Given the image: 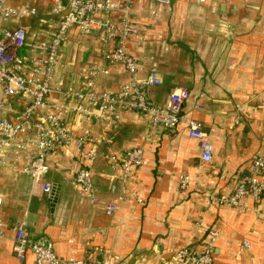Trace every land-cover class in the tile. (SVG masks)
<instances>
[{"label":"crops","instance_id":"crops-1","mask_svg":"<svg viewBox=\"0 0 264 264\" xmlns=\"http://www.w3.org/2000/svg\"><path fill=\"white\" fill-rule=\"evenodd\" d=\"M7 1L17 9L25 2ZM111 1L117 5L109 12L111 20L119 25L127 14L138 30L127 50L141 68L130 74L120 63L105 64L104 54L114 42H103L95 31L71 27L60 44L52 86L83 91V74L92 66L106 65L108 73L97 75L93 87L117 91L144 78L155 63L162 84L150 89L147 98L163 103L171 88L185 87L189 97L183 113L202 123L213 144L212 160H201L198 141L187 136L185 120L175 127L156 125L121 107L119 118L108 123L97 115L95 104L94 114L87 116L73 109L77 98L53 91L50 107L37 111L34 118L41 121L53 104L63 105L62 124L75 138H84L88 149L97 151L91 171L99 202H89L71 182L81 165L74 142L50 152L49 169L34 181L20 168L37 151L31 140L35 133L20 136L25 147L18 153L7 147L2 154L14 166L0 164L5 222L0 264H34L31 253L19 260L12 251L13 228L20 221L29 238L53 242L57 255L65 258L188 264L175 251L185 246L200 251L207 231L215 229L214 264H264V194L258 203L245 198L241 210L206 200L211 191L230 193L264 152V0H170L169 4L131 0L128 10L122 0ZM33 4L45 22L33 16L0 20V26L25 28L20 54L26 69L38 65L44 55L41 43L49 41L56 28L50 0H33ZM128 94L134 96L131 90ZM9 102L14 111L25 104L15 97ZM132 146L143 148L146 163L135 167L124 184L103 155L110 151L122 155ZM183 174L190 178L187 190L179 188ZM45 183L58 187L53 206L50 192L43 190ZM122 190L125 199L112 215L106 214V204L115 202Z\"/></svg>","mask_w":264,"mask_h":264},{"label":"built area","instance_id":"built-area-1","mask_svg":"<svg viewBox=\"0 0 264 264\" xmlns=\"http://www.w3.org/2000/svg\"><path fill=\"white\" fill-rule=\"evenodd\" d=\"M156 1L163 4L170 3V0ZM7 2V0H0V20L23 16L36 17L40 22L46 20L33 4V0H25L20 9L10 6ZM130 2L131 0H122V7L128 10ZM116 7V3L111 0H50L49 11L56 21V28L50 40L41 43L44 55L38 65L32 69L25 68L23 57L20 54V49L24 46L26 39L25 28L0 26V164L13 167V164L6 163L3 152L7 147H12L14 152L18 153L25 147L24 143L19 141L20 136L33 132L35 137L31 140L34 141L37 151L20 170L32 180L38 181L49 169L46 161L47 155L74 142L81 165L71 182L77 187L79 194L93 204L99 202L91 171L97 151L94 148L88 149V142L84 138H75L62 124L60 117L63 105L53 104L52 111L45 113L41 121L34 118L37 111L50 107L49 97L53 91L61 92L66 97L77 98L78 102L73 109L87 116L94 114L91 106L95 104L98 110L97 115L108 123L115 122L119 118L117 108L121 107L140 113L156 125L175 127L181 120H185L187 136L198 141L201 160L209 162L213 156V144L202 123L195 118H188L183 113V105L189 97L185 87L171 88L163 103H153L147 98V92L150 89L162 84V78L155 63L148 67L144 78L125 83L117 91H97L93 87L97 75L108 73L106 65L92 66L83 74L86 82V88L83 91L73 87L52 86L51 79L57 63L60 44L71 27H77L81 32L95 31L103 42H114V46L104 54L105 64L120 63L122 70L130 74H135L141 68L135 56L127 50V42L136 38L138 30L131 24L127 14L119 25L111 20L109 12ZM49 26L52 25L49 23ZM130 90L134 93L132 97L128 94ZM14 97L25 102L23 107L17 111L12 110L9 102V99ZM8 112L14 114L8 115ZM106 141L110 142V138ZM103 156L109 160L112 169L117 171L116 176L124 184L129 180L135 167L146 163L143 148L140 146H132L122 152V155L119 152L110 151ZM189 185V176L181 175L179 188L187 190ZM43 190L47 193L51 192V185L45 183ZM110 190L115 191L114 184L111 185ZM123 193L124 190L117 196L115 202L106 204V214L112 215L119 208V203L125 199ZM263 194L264 152L255 158L249 173L239 179L230 193L222 194L211 191L206 193V200L208 203L224 204L241 210L245 207L243 201L245 198L250 197L258 203ZM217 235V230L209 229L200 251L185 246L176 250L175 255L188 264H214L213 254ZM4 236L3 198L0 196V239ZM12 251L19 260H24L26 254L31 253L34 256V264H109L105 259L91 260L74 256L66 258L58 256L53 242L36 241L29 238L23 221L13 228Z\"/></svg>","mask_w":264,"mask_h":264},{"label":"water","instance_id":"water-1","mask_svg":"<svg viewBox=\"0 0 264 264\" xmlns=\"http://www.w3.org/2000/svg\"><path fill=\"white\" fill-rule=\"evenodd\" d=\"M57 194H58V187H54L50 194H49V197H48V201L50 202V205L53 206V204L55 203L56 201V197H57Z\"/></svg>","mask_w":264,"mask_h":264}]
</instances>
